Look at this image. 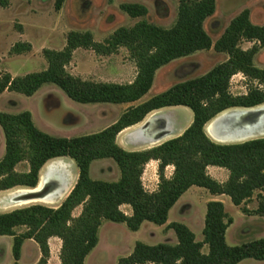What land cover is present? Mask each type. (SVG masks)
Instances as JSON below:
<instances>
[{"label": "trees", "instance_id": "trees-1", "mask_svg": "<svg viewBox=\"0 0 264 264\" xmlns=\"http://www.w3.org/2000/svg\"><path fill=\"white\" fill-rule=\"evenodd\" d=\"M62 1L56 0L57 9ZM178 1L176 20L168 28L143 19L130 27L117 28L104 44L94 42L90 32L70 31L63 49H43L45 69L20 76L0 74V94L7 90L31 96L50 83L77 103L126 104L140 100L152 87L155 72L175 59L211 47L227 55L204 74L128 106L112 124L89 134L53 136L38 129L27 110L0 111L5 142L0 159V191L35 187L41 168L55 158L70 157L78 168L75 183L59 205L32 203L0 212V235L12 237V264H19L21 247L28 239L40 251L35 264H47L50 237L61 241L60 264H84L98 243V230L104 220L124 223L131 231H137L144 221L163 225L170 209L191 186L202 187L213 195H227L246 214L245 203L257 193L254 214L264 216V136L219 143L205 130L207 123L224 110L264 103V68L254 62L258 51L264 48V22L254 24L249 10L244 9L212 43L203 24L214 13L215 0ZM8 3L0 0L1 7ZM120 9L132 18L147 14V8L139 3H122ZM243 40L251 41L252 46L242 49L239 43ZM118 46L126 47L135 61L137 72L131 82L86 80L65 68L78 47L106 54ZM30 49L28 42H17L11 52L20 54ZM238 73L251 84L245 93L233 94L229 83ZM178 105L191 109L193 118L177 137L142 150L128 151L117 144L116 136L123 129L141 122L153 110ZM106 158L116 164L118 178H91V163ZM150 160L158 162V183L153 191L146 190L142 183L144 167ZM21 162L27 163L24 171L16 169ZM169 165L173 171L167 177L164 171ZM210 165L226 169L227 179L220 182L210 176ZM121 205L130 206L131 213H124ZM77 207L81 210L73 215ZM232 222L222 201L209 200L205 205L202 240H197L184 223L171 221L165 228L174 232L175 243L150 245L136 241L131 253L121 257L118 264H237L246 258L264 260V237L240 245L227 244L225 234ZM17 228L24 230L17 232ZM204 245L206 253L202 252Z\"/></svg>", "mask_w": 264, "mask_h": 264}, {"label": "rangeland", "instance_id": "rangeland-1", "mask_svg": "<svg viewBox=\"0 0 264 264\" xmlns=\"http://www.w3.org/2000/svg\"><path fill=\"white\" fill-rule=\"evenodd\" d=\"M8 1L6 7L0 6V74L8 72L14 76L43 70L42 61L47 67L43 49H63L70 31L90 32L94 42L104 44L117 28L130 27L139 20L144 19L168 28L176 20L179 3L178 0H63L60 8L57 9L56 0ZM122 3L142 4L147 8V14L132 18L120 9ZM263 4L264 0H215L214 13L207 17L203 24L212 43L220 37L230 20L244 9L249 10L250 20L254 24H262L264 22ZM17 42L34 43V53L28 55L31 47L30 51L21 53L26 56H15L11 48ZM252 44L251 41L243 40L239 46L242 49H248ZM226 58L225 53L217 52L211 47L175 59L155 72L154 86L147 96L158 94L174 84L198 77ZM254 62L258 67L264 68V48L258 51ZM65 68L70 74L82 79L116 83H127L129 79L136 76L137 72L135 61L124 46H118L114 51L106 54L98 53L92 48L78 47L73 50L72 57ZM250 84L251 82L243 74L238 73L231 77L229 90L233 94L245 93ZM134 104L137 102L130 105ZM125 106L127 104L77 103L59 87L50 83L42 85L31 96L7 90L0 94V111L19 113L27 110L31 113L32 121L38 129L53 136L67 138L105 128L125 110ZM162 112L169 114V122L176 127L186 125L193 118L191 109L182 105L172 106L154 114ZM163 129H167V126L164 125ZM256 134L252 138L264 136V125L262 132ZM208 136L213 140L209 134ZM168 137L172 138L173 134H166L159 140L138 145L141 148L152 147L169 139ZM4 150V135L0 127V159ZM52 160L56 162L45 166ZM52 160L41 168L39 174L37 187L42 185L46 188L45 196L69 185L73 177L75 183L78 175V168L70 157ZM16 169L26 170L27 163H19ZM171 172V167L167 166L165 175L169 177ZM89 174L93 179L113 181L118 178L119 171L114 161L106 158L94 160ZM144 178V181L142 180V183H145L144 188L148 191L155 190L158 183L157 171ZM18 189L22 187L0 191V212L22 207L9 200L10 194ZM256 194L244 205L248 210L247 214L242 212L241 206L232 204L230 198L225 196L227 200L225 211L233 219L225 234L228 245H240L264 237V216L254 214L258 206ZM65 197L58 202L45 205L57 206ZM211 197L213 195L206 189L192 187L169 211V222L184 223L195 233L197 240H202L205 215L203 202ZM120 209L126 214H129L131 210L127 205H121ZM80 210L81 207L75 208L73 215H77ZM23 230L24 228H17V232ZM136 241L150 245L163 241L173 244L176 242V237L172 230L148 221H144L138 231H131L124 223L104 220L98 230V243L86 257L84 264H118L121 257L131 253ZM11 246L12 237L0 238V264H12ZM21 248L19 264H35L40 257L37 244L34 241H26ZM52 250V258L50 259L49 254L47 262L50 259L49 264H60L58 257L60 248L57 250L53 247ZM202 252H207L206 245L202 247ZM237 264H264V260L246 258Z\"/></svg>", "mask_w": 264, "mask_h": 264}, {"label": "bare ground", "instance_id": "bare-ground-1", "mask_svg": "<svg viewBox=\"0 0 264 264\" xmlns=\"http://www.w3.org/2000/svg\"><path fill=\"white\" fill-rule=\"evenodd\" d=\"M263 125L264 104H260L250 108L237 107L224 110L207 123L205 130L217 142L235 143L247 141L249 138L256 136V133H261ZM153 126L154 132H150V134L152 133L151 140H156L167 134L166 129H163L164 120H158ZM54 162L56 161L53 160L49 164ZM70 185L60 188V191L55 190L58 194L57 196H54L52 193L45 196L46 188L42 185L35 188H22L11 193L9 200L13 204L22 206L34 202L50 204L63 197Z\"/></svg>", "mask_w": 264, "mask_h": 264}, {"label": "crops", "instance_id": "crops-1", "mask_svg": "<svg viewBox=\"0 0 264 264\" xmlns=\"http://www.w3.org/2000/svg\"><path fill=\"white\" fill-rule=\"evenodd\" d=\"M29 44H31L32 49L28 53V55H30V53L32 55V53H34V51H35V45L32 42H30ZM20 55H22L23 57L26 56V55L21 54V53L20 54H15V56H20ZM39 59L41 60L40 57H39ZM42 66H43L42 69H45L46 64L43 61H42ZM11 76H14V75L11 74ZM134 77L132 79H129L127 82H131L134 79ZM119 83H121V82H119ZM153 86H154V80H153V84H152V87L150 88V90L140 100H138L137 103L145 101V100L149 99L150 97H152L153 95L157 94V93H154L151 96H147L148 93H151ZM134 103H136V102H134ZM126 104H127V106H125V109L128 107V105H130L132 103H126ZM169 107H172V106L163 107V108H160V109H157V110H153L152 112L147 114L146 117L141 122H139V123H137L135 125L129 126V127L125 128V129H123L122 131H120L117 134V136H116L117 144L120 147H122L123 149L128 150V151L142 150V149L149 148V146L141 148V146L139 147L138 144H148V142H153V140H151V134L154 132L153 131V129H154L153 125L158 120H164V125L167 126L169 134L172 133L174 135L173 137H176V136L180 135L185 130V128H187L190 125L192 120H190L186 125H179V126L176 127V126L172 125L169 122V114L164 113V112H162L161 114H154V113H158V111H165V109H167ZM120 114L117 117H115L114 120L111 123H109L108 125L112 124L120 116ZM146 131H148V132H146ZM150 132H152V133L150 134ZM157 166H158V162L156 160H150L149 162H147L146 165H145V169L143 171L142 180L144 181V179H145L144 177L145 176L147 177V175H151L152 172L156 173ZM169 167H171V169L173 171V166L169 165ZM207 172L209 173L210 176H212L213 178H215L216 180H218L220 182L225 181L227 179V177H228V171L226 169L222 168V167H217V166L210 165V166H207ZM143 185L145 186L144 182H143ZM192 187H194V186H191L189 189H187V191L190 190ZM2 191H4V190H2ZM187 191H185V192H187ZM211 195H213V194H211ZM225 196H227V195H224V194L213 195V197H211L210 199H206L203 203L206 205V202L209 201V200H220V201L223 202L224 207H225V205L227 203V200L225 199ZM178 200H177V202H178ZM176 203L173 205V207L176 205ZM130 213H131V210H130ZM169 221L170 220H169V215H168L167 222L165 224H163V225H160V226L161 227L166 226V224H168ZM168 230H171V229H168ZM2 237L3 236L0 235V238H2ZM9 237H11V236H9ZM26 241H33V240L28 239V240H25L24 243ZM24 243H23V245H24ZM48 243H49V248H50V256H51L50 259H51L52 258V251H53L52 248L54 247L57 250H59L61 242H60V239L58 237H50L49 240H48ZM21 250H22V248H21ZM50 259L47 262V264H49Z\"/></svg>", "mask_w": 264, "mask_h": 264}, {"label": "flooded vegetation", "instance_id": "flooded-vegetation-1", "mask_svg": "<svg viewBox=\"0 0 264 264\" xmlns=\"http://www.w3.org/2000/svg\"><path fill=\"white\" fill-rule=\"evenodd\" d=\"M52 161H53V160H52ZM50 162H51V161H50ZM48 164H49V162H48L45 166H47ZM73 183H74V177H73L72 182L70 183L71 185H70L68 191L65 193L64 196H66V195L68 194V192L70 191V189H71L72 186H73ZM57 191H60V189L58 188ZM52 194H53L54 196H57V195H58L56 191L52 192ZM64 196H63V197H64ZM63 197H61L60 199H58L57 201H54V202H52V203L58 202V201L61 200ZM42 198H43V197H42ZM34 203H37V202H34ZM52 203H50V204H52ZM44 204H45V203H44Z\"/></svg>", "mask_w": 264, "mask_h": 264}, {"label": "water", "instance_id": "water-1", "mask_svg": "<svg viewBox=\"0 0 264 264\" xmlns=\"http://www.w3.org/2000/svg\"><path fill=\"white\" fill-rule=\"evenodd\" d=\"M214 118H215V117H214ZM166 131H167V134H169V131H168L167 129H166ZM160 138H162V137H159V138L156 139V140H159ZM156 140H153V141H156ZM39 178H40V175H39ZM38 183H39V180H38V182H37V185H38ZM37 185H36V186H37ZM36 186H35V187H36ZM35 187H33V188H35Z\"/></svg>", "mask_w": 264, "mask_h": 264}]
</instances>
